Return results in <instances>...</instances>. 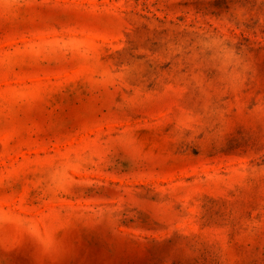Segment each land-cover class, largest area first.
Segmentation results:
<instances>
[{"label": "rangeland", "instance_id": "rangeland-1", "mask_svg": "<svg viewBox=\"0 0 264 264\" xmlns=\"http://www.w3.org/2000/svg\"><path fill=\"white\" fill-rule=\"evenodd\" d=\"M0 264H264V0H0Z\"/></svg>", "mask_w": 264, "mask_h": 264}]
</instances>
